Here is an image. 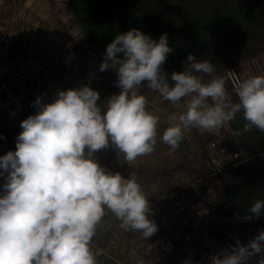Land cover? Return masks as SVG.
I'll use <instances>...</instances> for the list:
<instances>
[{
  "label": "rangeland",
  "instance_id": "374dc122",
  "mask_svg": "<svg viewBox=\"0 0 264 264\" xmlns=\"http://www.w3.org/2000/svg\"><path fill=\"white\" fill-rule=\"evenodd\" d=\"M132 29L157 41L167 33L173 51L163 68L169 80L172 72L184 70L189 54L215 65L234 101L230 69L243 68L247 78L249 67L256 76L264 75V0H0V156L16 150L21 122L36 113L38 96L51 103L58 91L87 85L100 93L98 103L106 107L120 89L114 83L116 72L99 68L107 45ZM142 83L139 92L147 99V110L160 117L155 150L127 164L110 145L95 158L107 171L142 186L151 207L149 219L158 231L146 240L126 231L106 210L91 247L98 264H215L222 250L230 248L218 223L209 224L204 216L250 215L247 200L262 197L264 132L253 128L235 136L245 124L238 113L214 134L185 131L184 141L171 152L161 138L171 124L168 116L184 111L183 98L172 105ZM213 138L234 150L240 146L244 155L237 167L212 168L206 144ZM4 183L0 177V194ZM251 219L250 225L230 221L228 226L244 235L242 245L264 230V215ZM261 256L247 264H258Z\"/></svg>",
  "mask_w": 264,
  "mask_h": 264
},
{
  "label": "clouds",
  "instance_id": "9594fccd",
  "mask_svg": "<svg viewBox=\"0 0 264 264\" xmlns=\"http://www.w3.org/2000/svg\"><path fill=\"white\" fill-rule=\"evenodd\" d=\"M173 51L167 33L159 40L138 29L118 34L107 45L99 71L114 70L120 89L102 108L100 93L90 86L60 90L51 103L38 96L36 113L21 122L16 150L0 156V264H98L91 247L98 226L111 212L126 231L148 240L157 231L142 186L101 167L95 154L114 146L127 164L151 154L157 145L160 117L147 110L139 90L147 82L172 105L183 98L184 111L168 116L162 142L175 152L185 131L214 134L240 113L239 137L253 128L264 132V75L232 81L216 75L215 65L193 54L182 72L166 75L163 65ZM207 76V82L204 77ZM249 219L264 215V200L248 208ZM264 253V230L248 245L221 252L215 264H247ZM264 264V256L258 261Z\"/></svg>",
  "mask_w": 264,
  "mask_h": 264
},
{
  "label": "built area",
  "instance_id": "2783aa9c",
  "mask_svg": "<svg viewBox=\"0 0 264 264\" xmlns=\"http://www.w3.org/2000/svg\"><path fill=\"white\" fill-rule=\"evenodd\" d=\"M246 70H247L249 76H256V74L253 72L252 68L249 67V70L248 69H246ZM227 77L230 81L232 88H233L232 81L234 78H238L240 80L247 79L245 71L241 67H234V68L230 69L227 72ZM229 93L231 94V91H229ZM236 99H237V97H236ZM206 133L207 132H202V134H204V135ZM206 152H207V156H208L210 165L212 166L213 169H217V170H220L223 168H228V167H231V168L237 167L239 162H240L239 160H240L241 156L243 157V155H244L240 146L238 147V149H235V150L231 149L228 145L221 144V140L218 138L210 139L207 142ZM204 217H206V220L208 222H210L209 224L213 223V221L218 223V230L225 232L227 235V238L225 239V241H226V244L228 245L229 248H230V246L235 245L237 240H239L241 244H243L245 242L243 234L241 235L237 230H234V229L228 227L230 224V221L232 222L231 224H234V225L244 224L246 226V225H250L252 223V219H249V216H247V215H245V216H241V215L237 216L236 215L233 218L229 219L228 217L217 218L212 213L207 212ZM224 225H226L228 230L232 231L231 235L228 234V232L224 228Z\"/></svg>",
  "mask_w": 264,
  "mask_h": 264
},
{
  "label": "crops",
  "instance_id": "0c3cea01",
  "mask_svg": "<svg viewBox=\"0 0 264 264\" xmlns=\"http://www.w3.org/2000/svg\"><path fill=\"white\" fill-rule=\"evenodd\" d=\"M253 144L251 143V146H252ZM260 150H263V149H260ZM254 152H256V151H253V153ZM259 152H261V151H259ZM261 155L262 156H264V152H262L261 153ZM261 166L262 167H264V164L263 163H261ZM244 171V170H243ZM242 170H241V172H240V175L243 177V179H246V180H248L247 179V177H245V174H244V172H243ZM234 174V173H233ZM229 180H232L233 181V178H228ZM259 181L261 182V191H262V197L260 198V199H262V200H264V171H262V174H260V179H259ZM257 199H253V200H247L248 202H250V204L252 205L255 201H256ZM245 207H243V209H244Z\"/></svg>",
  "mask_w": 264,
  "mask_h": 264
},
{
  "label": "trees",
  "instance_id": "16d2710c",
  "mask_svg": "<svg viewBox=\"0 0 264 264\" xmlns=\"http://www.w3.org/2000/svg\"><path fill=\"white\" fill-rule=\"evenodd\" d=\"M144 25H147L146 22H143ZM172 61L174 62V59H172Z\"/></svg>",
  "mask_w": 264,
  "mask_h": 264
},
{
  "label": "bare ground",
  "instance_id": "6f19581e",
  "mask_svg": "<svg viewBox=\"0 0 264 264\" xmlns=\"http://www.w3.org/2000/svg\"><path fill=\"white\" fill-rule=\"evenodd\" d=\"M215 225V224H214Z\"/></svg>",
  "mask_w": 264,
  "mask_h": 264
}]
</instances>
